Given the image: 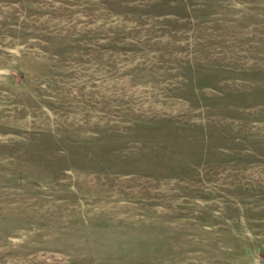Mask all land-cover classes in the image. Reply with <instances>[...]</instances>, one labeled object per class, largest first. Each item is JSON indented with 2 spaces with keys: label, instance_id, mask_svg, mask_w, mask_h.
<instances>
[{
  "label": "rangeland",
  "instance_id": "1",
  "mask_svg": "<svg viewBox=\"0 0 264 264\" xmlns=\"http://www.w3.org/2000/svg\"><path fill=\"white\" fill-rule=\"evenodd\" d=\"M0 264H264V0H0Z\"/></svg>",
  "mask_w": 264,
  "mask_h": 264
}]
</instances>
